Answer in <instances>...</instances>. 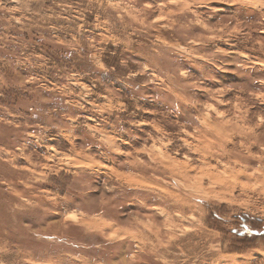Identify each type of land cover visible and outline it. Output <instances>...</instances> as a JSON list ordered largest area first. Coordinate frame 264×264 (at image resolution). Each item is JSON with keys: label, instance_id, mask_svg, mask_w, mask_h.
I'll use <instances>...</instances> for the list:
<instances>
[{"label": "rangeland", "instance_id": "rangeland-1", "mask_svg": "<svg viewBox=\"0 0 264 264\" xmlns=\"http://www.w3.org/2000/svg\"><path fill=\"white\" fill-rule=\"evenodd\" d=\"M263 222L264 0H0V264H264Z\"/></svg>", "mask_w": 264, "mask_h": 264}, {"label": "trees", "instance_id": "trees-1", "mask_svg": "<svg viewBox=\"0 0 264 264\" xmlns=\"http://www.w3.org/2000/svg\"><path fill=\"white\" fill-rule=\"evenodd\" d=\"M263 224H264V222H263ZM242 227V233H244V234H254V235H257L258 236V233H259V231L258 230H254L253 229V227L251 226V225H249L247 228L245 227V225H242L241 226ZM248 232V233H247ZM261 234H264V232L263 233H261ZM250 236V235H249Z\"/></svg>", "mask_w": 264, "mask_h": 264}]
</instances>
